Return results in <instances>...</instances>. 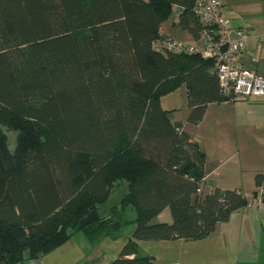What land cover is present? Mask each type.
Here are the masks:
<instances>
[{
    "label": "trees",
    "instance_id": "16d2710c",
    "mask_svg": "<svg viewBox=\"0 0 264 264\" xmlns=\"http://www.w3.org/2000/svg\"><path fill=\"white\" fill-rule=\"evenodd\" d=\"M193 1L0 0V264L53 251L92 211L79 230L92 244L135 225L110 264H158L139 241L202 239L248 204L239 190L197 192L204 152L160 104L184 84L186 121L197 123L208 103L230 99L211 59L152 46L174 5L198 37ZM253 181L264 203V172ZM165 208L172 222H152Z\"/></svg>",
    "mask_w": 264,
    "mask_h": 264
},
{
    "label": "crops",
    "instance_id": "0c3cea01",
    "mask_svg": "<svg viewBox=\"0 0 264 264\" xmlns=\"http://www.w3.org/2000/svg\"><path fill=\"white\" fill-rule=\"evenodd\" d=\"M219 2L221 14L229 19L230 24L250 35L238 54L239 65L254 67L264 76V41L261 40L264 0ZM187 27L188 24L182 27L180 21H174L170 15L162 22L160 30L193 45L200 32L195 38ZM186 94V86L180 84L176 90L162 96L160 104L169 111L170 121L180 123L181 131L204 152L202 193L207 194L214 188L233 189L251 200L256 190L253 177L264 172V97L250 100L230 97L223 102L208 103L202 119L188 123ZM119 185L124 186V193L127 183L123 181ZM127 212L130 219L134 218L133 211L127 209ZM152 222L171 223L169 208L163 209ZM134 228L135 225L130 224L118 235L95 244L82 235L73 234L46 255L16 264H110L118 257ZM78 236H82L83 245L75 242ZM138 253L153 257L158 264H264V203L252 202L232 212L227 221L217 223L214 231L202 239L141 240Z\"/></svg>",
    "mask_w": 264,
    "mask_h": 264
},
{
    "label": "built area",
    "instance_id": "2783aa9c",
    "mask_svg": "<svg viewBox=\"0 0 264 264\" xmlns=\"http://www.w3.org/2000/svg\"><path fill=\"white\" fill-rule=\"evenodd\" d=\"M219 0H194L192 13L201 28L198 41L191 45L165 34L160 29L152 41L156 51L175 54H199L203 58L214 62V71L219 82L221 92L231 98L250 100L264 97V76L257 73L254 67H242L238 63V54L242 52L250 35L230 24L229 19L220 11ZM171 18L179 21L182 7L173 6ZM264 41V33L261 36ZM204 185L203 178L199 182L197 192L201 193ZM263 193V192H259ZM248 200L260 203L261 196Z\"/></svg>",
    "mask_w": 264,
    "mask_h": 264
},
{
    "label": "rangeland",
    "instance_id": "374dc122",
    "mask_svg": "<svg viewBox=\"0 0 264 264\" xmlns=\"http://www.w3.org/2000/svg\"><path fill=\"white\" fill-rule=\"evenodd\" d=\"M15 136H16V133L13 132V131H9L7 133V137H8V148H9L10 151H13V148H14V145H15V138H16ZM123 187L124 186L119 185V186H114V187L111 188L110 195H109L108 200L106 201L105 204L99 206L98 212H99L100 215L104 214V212H108L109 209L111 208V206L119 201L121 195L123 194L122 193L123 192ZM126 226L127 227H124L123 229L130 227V225H126ZM122 231L123 230H121V232ZM74 235H82V236H84L86 238V236L84 235V233L81 232V231L75 232ZM82 236H78V238H77V240L75 242L80 243V244L83 245V243H82V239H83ZM46 254L47 253H44V254H41V255H46ZM63 255H65V254H63Z\"/></svg>",
    "mask_w": 264,
    "mask_h": 264
},
{
    "label": "water",
    "instance_id": "95a60500",
    "mask_svg": "<svg viewBox=\"0 0 264 264\" xmlns=\"http://www.w3.org/2000/svg\"><path fill=\"white\" fill-rule=\"evenodd\" d=\"M187 176H189L192 180H199L200 179V173L197 169H193L191 171L187 172ZM96 218V212L92 211L88 213L79 223V226L77 227V230L79 231L81 228H83L85 225L89 224Z\"/></svg>",
    "mask_w": 264,
    "mask_h": 264
}]
</instances>
